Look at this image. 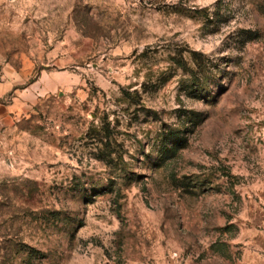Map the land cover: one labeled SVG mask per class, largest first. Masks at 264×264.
I'll return each mask as SVG.
<instances>
[{"label": "rangeland", "instance_id": "rangeland-1", "mask_svg": "<svg viewBox=\"0 0 264 264\" xmlns=\"http://www.w3.org/2000/svg\"><path fill=\"white\" fill-rule=\"evenodd\" d=\"M0 264H264V0H0Z\"/></svg>", "mask_w": 264, "mask_h": 264}, {"label": "trees", "instance_id": "trees-1", "mask_svg": "<svg viewBox=\"0 0 264 264\" xmlns=\"http://www.w3.org/2000/svg\"><path fill=\"white\" fill-rule=\"evenodd\" d=\"M195 61L197 62V64H200V61L198 62L196 59ZM181 69L185 72L192 74V69L188 67L186 63L181 64ZM97 134L99 135L100 143L106 146V143H104V141H107V139L110 138L108 130L103 127V125H101L97 130ZM109 154H116L118 158H121V156L118 154V151H110Z\"/></svg>", "mask_w": 264, "mask_h": 264}]
</instances>
